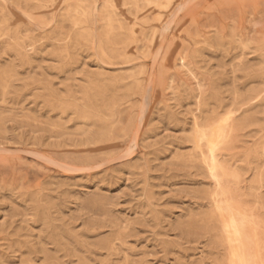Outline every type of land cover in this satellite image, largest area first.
Returning a JSON list of instances; mask_svg holds the SVG:
<instances>
[{
	"label": "rangeland",
	"instance_id": "1",
	"mask_svg": "<svg viewBox=\"0 0 264 264\" xmlns=\"http://www.w3.org/2000/svg\"><path fill=\"white\" fill-rule=\"evenodd\" d=\"M242 262L264 0H0V264Z\"/></svg>",
	"mask_w": 264,
	"mask_h": 264
},
{
	"label": "bare ground",
	"instance_id": "2",
	"mask_svg": "<svg viewBox=\"0 0 264 264\" xmlns=\"http://www.w3.org/2000/svg\"><path fill=\"white\" fill-rule=\"evenodd\" d=\"M221 210H222V209H221ZM222 211H223V210H222ZM238 218H240V217L238 216ZM244 218H245V217H244ZM244 218H243V219H244ZM236 219H237V218H235L234 221H235ZM244 221H245V220H244ZM246 221H247V220H246ZM238 222H240V221H238ZM242 222H243V221H242ZM238 224H239V223H238ZM230 228H231V226H230ZM226 230H227V229H226ZM226 234H227V233H226ZM247 234H248V233H247ZM228 236H229V235H228ZM243 248H244V247H243ZM246 249H247V248H246ZM243 256H244V255H243ZM252 263H254V262H252ZM241 264H245V262H242Z\"/></svg>",
	"mask_w": 264,
	"mask_h": 264
}]
</instances>
